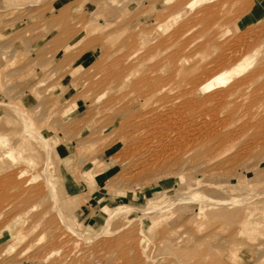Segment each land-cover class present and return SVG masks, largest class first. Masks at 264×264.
Returning a JSON list of instances; mask_svg holds the SVG:
<instances>
[{
    "label": "rangeland",
    "instance_id": "374dc122",
    "mask_svg": "<svg viewBox=\"0 0 264 264\" xmlns=\"http://www.w3.org/2000/svg\"><path fill=\"white\" fill-rule=\"evenodd\" d=\"M4 1L0 264H264L256 0Z\"/></svg>",
    "mask_w": 264,
    "mask_h": 264
},
{
    "label": "bare ground",
    "instance_id": "6f19581e",
    "mask_svg": "<svg viewBox=\"0 0 264 264\" xmlns=\"http://www.w3.org/2000/svg\"><path fill=\"white\" fill-rule=\"evenodd\" d=\"M264 12V0H256V3L254 4V6L252 7V14H255V15H257V16H259V15H261L262 13ZM229 73H227V72H225V73H220L218 76H216V78H215V80L217 81V82H222V81H226V77H227V75H228ZM213 83L214 82H211L210 84H208L207 86H211V85H213ZM40 84V83H39ZM205 88V87H204ZM56 114V113H55ZM213 203H216V204H218V205H221L222 203H224L225 201L227 202V203H230L231 201H229V200H221V199H218V198H214L213 200ZM237 201V200H236ZM230 209H227L225 212H224V214H226V213H229L230 214ZM179 245H181V244H179ZM179 248H181L180 246H176V248H174V252H176L177 254L178 253H180L181 251V253H186L187 252V249H180L179 250ZM189 249V252L187 253V254H191L190 252H193V251H190V248H188ZM195 249V248H194ZM194 249H192V250H194ZM197 249V248H196ZM196 249L194 250V252L196 251ZM200 251V250H199ZM199 251H197L198 252V254H199ZM197 253H196V256H199ZM183 255V254H182ZM194 255H195V253H194ZM178 256H180L179 254H178ZM199 259V258H198ZM198 261V260H197ZM196 263V262H195Z\"/></svg>",
    "mask_w": 264,
    "mask_h": 264
},
{
    "label": "crops",
    "instance_id": "0c3cea01",
    "mask_svg": "<svg viewBox=\"0 0 264 264\" xmlns=\"http://www.w3.org/2000/svg\"><path fill=\"white\" fill-rule=\"evenodd\" d=\"M4 3H5L4 0H0V6H2L1 8H4L3 7ZM10 34L12 33L10 32L9 25H3L0 28V42H3L4 40H6L10 36ZM0 66H3V63L0 64ZM66 157L68 158V155ZM103 179H104L103 172H101V174H98V175L95 174V181H97L98 184H101L103 182Z\"/></svg>",
    "mask_w": 264,
    "mask_h": 264
}]
</instances>
